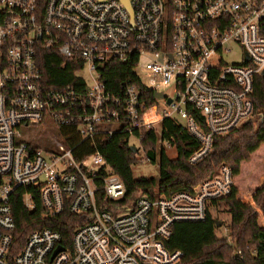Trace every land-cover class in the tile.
Returning a JSON list of instances; mask_svg holds the SVG:
<instances>
[{"label":"built area","instance_id":"2783aa9c","mask_svg":"<svg viewBox=\"0 0 264 264\" xmlns=\"http://www.w3.org/2000/svg\"><path fill=\"white\" fill-rule=\"evenodd\" d=\"M129 5L46 0L41 8L39 0H0V264H180L183 253L166 246L173 226L204 221L209 204L232 192L233 171L224 164L192 191L141 195L127 210L99 205V193L115 202L126 186L100 152L81 157L83 143L123 132L145 161L138 133L161 135V123L170 118L199 140L189 158L195 165L213 151L216 137L264 117L253 99L256 78L264 75V0ZM234 48L239 58L229 61ZM41 50L75 69V86L47 85ZM112 61L132 64L139 84L109 88L104 72ZM75 136L79 141L72 145ZM19 187L38 189L49 216L66 208L88 215L71 248L62 244L61 233L45 227L11 256V198ZM24 203L34 208V193H26ZM58 246L64 250L53 257Z\"/></svg>","mask_w":264,"mask_h":264},{"label":"trees","instance_id":"16d2710c","mask_svg":"<svg viewBox=\"0 0 264 264\" xmlns=\"http://www.w3.org/2000/svg\"><path fill=\"white\" fill-rule=\"evenodd\" d=\"M45 3L46 0H39L41 8ZM39 58L50 88L75 86V69L71 65L63 67V60L58 54L41 50ZM132 66L130 63L110 62L104 72L108 87L116 88L123 81L139 84ZM218 71V67L213 70L214 74ZM146 92L151 99L154 98L152 91ZM253 99L256 111L264 114V75L256 78ZM190 111L194 113L198 123L205 127L204 118L195 109ZM160 130L161 135L154 130L138 133L141 137L140 143L150 160L154 163L158 160V178L134 176L136 155L129 136L123 132H116L111 137H97L94 143H83L81 157L100 152L126 186L125 196L115 202L107 201L104 195L99 193V205L111 209V203H115L127 210L133 209L141 195L156 198L170 196L182 190L192 191L200 182L214 176L222 165H229L234 177L231 194L212 201L204 221L176 223L166 246L171 251L179 250L183 253L180 264H264V228L258 224L259 213L256 211L258 206L264 213V117L225 136L216 137L213 151L195 165L189 162V158L200 148L199 140L170 118L163 120ZM161 140L168 141L175 147V158L168 156ZM78 141L75 136L70 144H76ZM258 154L263 155L260 158L263 161L260 169L258 166L254 167ZM251 167H254L253 174L249 175ZM29 192L34 193L35 207L32 209L24 203V195ZM11 207L16 224L11 256L22 250L30 233L45 227L61 233L62 244L67 249L71 248L76 230L89 222L88 215H74L68 208L60 215L49 216L43 206L40 192L33 187L17 188L12 194ZM221 208L231 217V243L218 236L221 226L213 212Z\"/></svg>","mask_w":264,"mask_h":264},{"label":"rangeland","instance_id":"374dc122","mask_svg":"<svg viewBox=\"0 0 264 264\" xmlns=\"http://www.w3.org/2000/svg\"><path fill=\"white\" fill-rule=\"evenodd\" d=\"M240 52V50L238 48H234V52L231 56L228 57L229 61H234V60H238V53ZM159 129V128H158ZM43 139H47L48 137L46 135H42L41 136ZM133 144H136L139 146V142L135 139L132 140ZM160 144V143H159ZM162 144V143H161ZM161 144H160V148H161ZM163 147L166 149V152L168 154L169 157L171 158H175L177 155V151L175 149V147H173L171 144H162ZM145 152V156L146 159L145 161L140 160L141 157H143V153H138V157H136V164L133 166V172H134V176L135 177H140V176H145V177H155L158 178L159 177V164H158V160L154 163L150 160V158L147 155V151L144 149ZM262 154H258L257 155V160L255 162L254 166L255 168H257V166L259 167V169L262 167V159L260 160V158H262ZM249 168V175L253 174L252 168ZM256 211L259 213V218H258V224L261 228H264V213L261 211V209L257 206L256 207ZM214 217L217 218L218 221L222 222V226L221 228L218 230V236L220 238L223 239H227L228 242L231 243V237H229V225H230V221H231V217L229 215V213L224 209L221 208L217 211L213 212ZM235 250V249H234Z\"/></svg>","mask_w":264,"mask_h":264},{"label":"water","instance_id":"95a60500","mask_svg":"<svg viewBox=\"0 0 264 264\" xmlns=\"http://www.w3.org/2000/svg\"><path fill=\"white\" fill-rule=\"evenodd\" d=\"M122 1L125 3V5H126L128 8H130L129 0H122ZM155 96H157L158 98H162V97H163V95H162L161 93H159V92H157ZM170 102H171V100H169V103H170ZM132 150H133L134 153H136V152L138 151V148H137L136 146H132ZM219 226H222V222H220V221H219ZM63 250H64V247H63V246H58L57 249H56L55 252H54L53 257H54L56 254H58L59 252L63 251Z\"/></svg>","mask_w":264,"mask_h":264}]
</instances>
